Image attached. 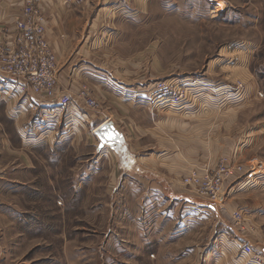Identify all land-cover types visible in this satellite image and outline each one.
<instances>
[{"label":"rangeland","instance_id":"rangeland-1","mask_svg":"<svg viewBox=\"0 0 264 264\" xmlns=\"http://www.w3.org/2000/svg\"><path fill=\"white\" fill-rule=\"evenodd\" d=\"M90 3L101 11L95 35L112 45L93 55L125 78L102 76L115 88L124 85L119 92L128 95L133 89L138 95L132 100L141 98L138 104L154 112L182 108L206 91L216 100L218 90L225 89L218 104L245 107L238 117L252 132L264 125V0ZM158 83L179 88L184 100L165 103L155 95ZM82 85L92 89L89 83ZM145 86L153 87L142 98L139 89ZM4 107L0 104V166L5 170L0 175V240L7 259L18 263L28 258L33 264H225V225L219 214L201 209L174 214L176 204L163 185L154 180L149 184L157 187L148 192L142 175L117 169L112 145L118 141L126 148L113 120L101 124L91 117L86 122L56 106L52 115L23 113L20 133L17 115ZM40 135L44 140L35 143ZM262 140L258 158L246 168L238 163L243 172L233 173H243L248 185H255L252 177L257 175V183H264ZM221 160L232 165L220 154L213 163L193 168L213 169ZM226 198L227 193L224 203ZM259 258L264 257L255 255L262 264Z\"/></svg>","mask_w":264,"mask_h":264},{"label":"crops","instance_id":"crops-1","mask_svg":"<svg viewBox=\"0 0 264 264\" xmlns=\"http://www.w3.org/2000/svg\"><path fill=\"white\" fill-rule=\"evenodd\" d=\"M27 1L35 2L45 13V37L57 57L58 88L75 97L81 85L89 83L92 95L103 104L100 105L103 111L99 112L77 101L64 109L65 115L80 117L86 122L91 117H97L101 124L103 120L105 123L113 120L111 125L117 135L123 136L126 148L125 151L120 148L118 145L122 142L118 141L116 143L120 144L112 145L113 159L120 172L128 176L142 175L141 178L149 186L147 191L157 187L149 184L154 180L163 185L167 189L164 190L166 197L173 198L176 204L174 214L178 210L179 216H182L184 211L191 209L219 214L218 218L221 217L225 225V264H261L255 260V255L264 257V183H257L259 180L255 178H259V175L252 177L255 185H248L243 173L233 174L226 181L227 198L222 207L192 194L184 188L182 179L196 164L206 161L213 163L220 154H225L232 165L240 163L246 168L248 163L258 158V145L264 139V125L257 126L252 132L243 117H238L245 107H229L224 101L218 104L224 98L225 89L218 90L216 100L210 91H206L203 94L208 96L207 99L198 95L182 108L169 107L150 112L149 107L138 104L141 98L132 100L133 95H138L134 94L133 89L127 90L129 94L125 95L124 85L115 88L108 84L102 76L112 73L116 77L119 71L109 69L107 62L95 60L93 54L96 50H105L112 45L110 41L95 35L98 25H102L101 11L95 12L90 0H0V40H3L2 31L13 29ZM234 70L235 75L239 76V65ZM121 79L126 81L125 78ZM145 87L139 89L142 98L144 92L153 86ZM121 95L132 102L123 101ZM0 102L9 112L12 109L17 115L19 125L14 121L20 133L23 113L52 115L58 109L56 106H60L34 95L26 82L13 81L1 73ZM120 125L128 133L123 132ZM41 137L34 139L35 143L44 140ZM9 148L15 149L10 142ZM29 160L32 165V160ZM4 172L0 166V175ZM236 211L241 213L243 227L234 225L233 213ZM48 220L52 221L50 217ZM63 247L67 248L66 243ZM3 251L0 240V264H33L32 259L27 260V257L26 261L13 263L14 259H7Z\"/></svg>","mask_w":264,"mask_h":264},{"label":"built area","instance_id":"built-area-1","mask_svg":"<svg viewBox=\"0 0 264 264\" xmlns=\"http://www.w3.org/2000/svg\"><path fill=\"white\" fill-rule=\"evenodd\" d=\"M45 24V13L40 6L32 1L25 2L13 29L2 31L0 73L13 81L26 82L34 95L60 106L70 107L78 101L84 107L98 111L100 105L86 85L80 87L76 97L58 88L57 57L45 37ZM157 85L155 95L162 101L180 103L184 100V93H180L179 88L165 83ZM234 172H243L242 166H230L221 160L213 169H191L182 179V185L192 194L222 207L226 197L225 181ZM233 220L237 227H242L240 212L233 213ZM258 260L264 264V258Z\"/></svg>","mask_w":264,"mask_h":264},{"label":"trees","instance_id":"trees-1","mask_svg":"<svg viewBox=\"0 0 264 264\" xmlns=\"http://www.w3.org/2000/svg\"><path fill=\"white\" fill-rule=\"evenodd\" d=\"M49 219V218H48ZM48 222H49V220H48Z\"/></svg>","mask_w":264,"mask_h":264}]
</instances>
